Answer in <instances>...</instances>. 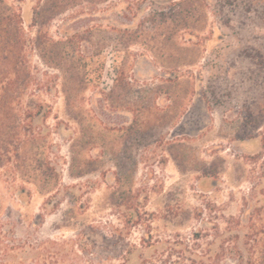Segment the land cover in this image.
Here are the masks:
<instances>
[{"label":"rangeland","instance_id":"rangeland-1","mask_svg":"<svg viewBox=\"0 0 264 264\" xmlns=\"http://www.w3.org/2000/svg\"><path fill=\"white\" fill-rule=\"evenodd\" d=\"M248 205L264 0H0V264H238Z\"/></svg>","mask_w":264,"mask_h":264},{"label":"trees","instance_id":"trees-1","mask_svg":"<svg viewBox=\"0 0 264 264\" xmlns=\"http://www.w3.org/2000/svg\"><path fill=\"white\" fill-rule=\"evenodd\" d=\"M261 214L247 206L242 215L236 219V230L234 233L235 246L232 248L234 257L238 259V264H264V228ZM260 226V227H259ZM244 241V247L239 243ZM221 252H225V247L221 246Z\"/></svg>","mask_w":264,"mask_h":264}]
</instances>
